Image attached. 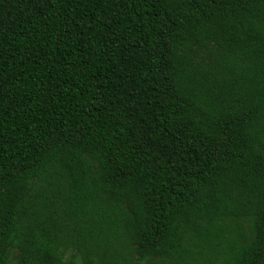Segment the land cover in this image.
Listing matches in <instances>:
<instances>
[{
    "label": "trees",
    "instance_id": "1",
    "mask_svg": "<svg viewBox=\"0 0 264 264\" xmlns=\"http://www.w3.org/2000/svg\"><path fill=\"white\" fill-rule=\"evenodd\" d=\"M0 264H264V0H0Z\"/></svg>",
    "mask_w": 264,
    "mask_h": 264
}]
</instances>
